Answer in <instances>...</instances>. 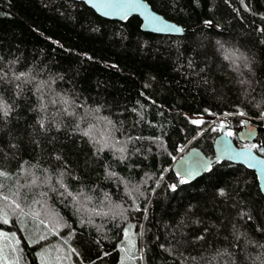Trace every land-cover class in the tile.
Segmentation results:
<instances>
[{
  "label": "trees",
  "instance_id": "trees-1",
  "mask_svg": "<svg viewBox=\"0 0 264 264\" xmlns=\"http://www.w3.org/2000/svg\"><path fill=\"white\" fill-rule=\"evenodd\" d=\"M146 1L185 32L0 0V264H264L254 170H172L192 145L212 156L221 121L232 138L260 125L246 145H264V0Z\"/></svg>",
  "mask_w": 264,
  "mask_h": 264
},
{
  "label": "water",
  "instance_id": "water-1",
  "mask_svg": "<svg viewBox=\"0 0 264 264\" xmlns=\"http://www.w3.org/2000/svg\"><path fill=\"white\" fill-rule=\"evenodd\" d=\"M83 1L87 6L92 8L95 13L98 15L109 18V19H117L120 21H125L132 15H136L140 18L141 23L140 27L144 31H149L158 34H172V35H180L185 32V28L176 22L167 19L162 14L153 10L150 4L146 0H139V3L143 5V7L136 12H129L127 19L123 18L121 15L113 14L109 9L105 8L103 5L108 2L112 3H125L126 0H79ZM107 13V14H106ZM150 14L159 18V23H148L146 16ZM176 28H179L180 31H175ZM227 126L221 127L219 132L215 135L213 139V155L208 156L205 154L200 148L197 146H190L184 152H182L179 157H177L172 163V170L178 174L179 176L185 177L187 180L191 181L203 174L206 170H200L196 172L193 176L189 177L186 175L184 171L185 168L192 166L196 161H207L210 163H214L218 160H229L232 162L240 163L246 166L249 169L254 170L257 175L258 185L260 191L264 195V151H261L264 148V145H258V150H254L252 147L248 145H238L235 142L236 138L239 142L249 143V142H257V136L262 127L258 124L252 123L249 120H245L241 127H239L235 132V137L226 135ZM250 152L253 157H255V161H252L250 166L249 160L240 155V153H248ZM259 161L260 163H257Z\"/></svg>",
  "mask_w": 264,
  "mask_h": 264
},
{
  "label": "snow or ice",
  "instance_id": "snow-or-ice-1",
  "mask_svg": "<svg viewBox=\"0 0 264 264\" xmlns=\"http://www.w3.org/2000/svg\"><path fill=\"white\" fill-rule=\"evenodd\" d=\"M226 2H228V0H226ZM243 2V0H242ZM105 8L109 9L113 14H118V15H121L123 18L127 19V16H128V13L129 12H136V11H139L143 5H141L139 3V0H126L125 3H112V2H108V3H105L103 5ZM107 14V13H106ZM146 19L148 21V23L152 24V23H159V18L156 17V16H153V15H150L148 14L146 16ZM206 24H211V21H205ZM175 31L179 32L180 29L179 28H176ZM261 31H264V29H261ZM21 78H27L26 74L25 73H20V75L18 77H16L17 80L21 79ZM41 86H43L41 84ZM41 107L43 108V105H41ZM11 111L10 109V106L8 104H6L3 100H0V114H2L3 116H8L9 115V112ZM225 115H228L227 113H225ZM239 115H244L243 112H240ZM192 124H195V125H199L201 123H203L202 120H197V119H194V120H191L190 121ZM40 126L43 128L45 125H44V121L41 120L40 122ZM221 127H224V122L221 121ZM85 136H89L90 134V130L88 131H85L83 133ZM227 136H232L233 133L229 130L227 131L226 133ZM130 140L132 139L131 137L129 138ZM136 139H140L139 137H137ZM93 143H100V141H97L93 138ZM111 147V145H109L107 142L104 143L103 147L98 149V151H103L104 148H109ZM250 147L252 148H256L258 147L257 145H251ZM116 151L120 152L122 154L121 158L124 159L126 158V151L127 149L124 148V147H120L118 149H116ZM261 151H264V148L261 149ZM240 155H243L245 156L249 162H250V166H252L251 162L252 161H255V157H253L251 155L250 152L248 153H240ZM59 159V157H57ZM257 163H260L259 161H257ZM200 170H207V171H211V165L210 163H208L207 161H196L192 166L188 167V168H185L184 171L186 172V175L191 177L193 176L196 172L200 171ZM8 174L6 172H3L2 170H0V176H7ZM63 175V174H62ZM108 175L109 177H115L116 176V173L114 172H108ZM36 182V179L33 180V183ZM188 180L185 178V177H181L180 179V183H187ZM61 184V187H65L66 186L62 183V181L60 182ZM173 191L176 190V187L177 185L175 184H172L169 186ZM138 191V189H137ZM220 192L221 194H223V189H220ZM69 195H71V193H69ZM5 200L8 199V197H4ZM16 207H20L19 204L16 205ZM137 210H139V208H137ZM4 223H8L7 219H4L3 221ZM130 227V226H129ZM125 234L127 235V230H125ZM14 235V234H13ZM45 237L41 236L40 239H44ZM72 253H75L76 250L75 249H72L71 250ZM123 264V262H122Z\"/></svg>",
  "mask_w": 264,
  "mask_h": 264
},
{
  "label": "rangeland",
  "instance_id": "rangeland-1",
  "mask_svg": "<svg viewBox=\"0 0 264 264\" xmlns=\"http://www.w3.org/2000/svg\"><path fill=\"white\" fill-rule=\"evenodd\" d=\"M227 131H229V130H226V132H227ZM233 138H234V137H233ZM234 139H235L236 144H238V145H243V143L239 142L236 138H234ZM182 149H183V148H182ZM182 149H181V150H182ZM1 238L3 239V237H0V239H1ZM1 245H2V244H1ZM0 252H1V254H2V253H3V254L5 253V252L2 250V247L0 248ZM5 254H6V253H5ZM140 256H141V255H140ZM141 262H142V264H143V259H142V258H141Z\"/></svg>",
  "mask_w": 264,
  "mask_h": 264
},
{
  "label": "flooded vegetation",
  "instance_id": "flooded-vegetation-1",
  "mask_svg": "<svg viewBox=\"0 0 264 264\" xmlns=\"http://www.w3.org/2000/svg\"><path fill=\"white\" fill-rule=\"evenodd\" d=\"M227 129H228V127H227ZM227 129H226V130H227ZM254 142H255V141H254ZM243 144H244V143H243ZM258 152H259V151H258Z\"/></svg>",
  "mask_w": 264,
  "mask_h": 264
}]
</instances>
